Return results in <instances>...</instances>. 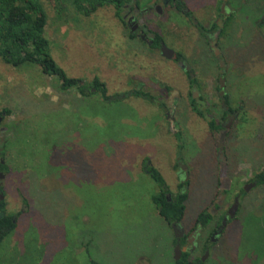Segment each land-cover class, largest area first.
I'll return each instance as SVG.
<instances>
[{"label": "rangeland", "instance_id": "374dc122", "mask_svg": "<svg viewBox=\"0 0 264 264\" xmlns=\"http://www.w3.org/2000/svg\"><path fill=\"white\" fill-rule=\"evenodd\" d=\"M42 1L55 62L71 77L98 75L113 98L81 96L75 87L62 91L57 78L37 64L11 66L0 60V111L11 109L2 117L8 131L0 132V154L8 162L5 212L19 214L0 242V264H175L174 232L156 211L152 196L159 187L147 166L159 171L172 193L184 178L179 163L187 168L181 221L187 228L208 207L216 215L228 210L235 188L216 210L211 203L220 189L215 141L205 122L187 112V97L178 98L174 116L161 107L167 98L157 97V103L131 93L115 97L135 88L137 80L151 92L159 82L185 91L183 73L130 39L111 4L84 15L71 2L59 13ZM231 2L238 20L225 78L231 105H245L247 115L235 123L225 148V187L234 177L239 181L233 186L244 193L235 217L200 257L202 264H264V183L242 185L264 170V30L258 28L264 0ZM193 40L185 41L187 51L202 44ZM173 42L170 47L185 53ZM206 59L202 74L214 71ZM219 104L217 97L210 103L217 120Z\"/></svg>", "mask_w": 264, "mask_h": 264}, {"label": "flooded vegetation", "instance_id": "af4514ba", "mask_svg": "<svg viewBox=\"0 0 264 264\" xmlns=\"http://www.w3.org/2000/svg\"><path fill=\"white\" fill-rule=\"evenodd\" d=\"M231 3V0H203V2L196 6L192 0H124L120 5L119 17H117L122 27L127 31V36L130 39L139 41L143 46L147 47L151 54L157 55L165 61H170L183 73L186 79L184 81V85L186 86L185 91H180L171 83L159 82V86H157L155 92L149 91L147 85L141 82V80H137L135 81V89L144 84L143 91L148 92L150 95L148 99L145 97L141 98L149 102H155L157 97L164 100L167 98L169 103L160 101V99H157V103L160 101L161 107L167 109L166 115L174 116V109L177 110V105L181 103V99L177 101L178 98L187 97L185 98L187 99L185 102L187 112L205 122L214 141L215 134H221V132L226 131L224 135V153L227 142L231 137L232 128L234 130L235 123L240 122L239 112L244 108L247 109L245 105L241 106L242 104L239 102L237 105L239 111L229 110L225 113V117L221 118L223 111L228 110L225 97L227 96L230 103L232 102V91H227L229 86L227 87L225 76L228 72V64H232V55L230 54L233 47L231 41L234 36L236 19L238 20L233 15L236 13L238 7L231 6ZM111 5L114 7L113 4ZM192 9L194 10L193 12ZM263 21L264 18H261V21H259L261 22V25L258 27L259 30L260 28L264 30L262 28V26L264 27ZM193 37H195L194 40L202 44L199 46L198 44H193L190 46L189 51H187L188 45L185 44V41L193 40ZM171 40L179 48H182L185 53H181L170 47L168 42ZM194 40L192 41L193 43ZM164 46L172 50V52H168V49L163 50ZM167 52L170 55L169 57L166 56ZM203 54L207 56L208 60H206L208 62H212L214 71L202 74V59L206 57ZM154 82L158 83L156 78H154ZM128 93H132V90ZM214 97H217L220 101L218 120L212 115L215 109H212L211 106L213 105H210ZM192 101L196 102L197 108L201 112L200 115L192 109ZM165 104L172 109L167 106L165 107ZM4 115V113L0 115V132L8 131V128L2 122ZM212 119L220 120L221 129L210 131L209 123ZM1 146H4V141ZM7 163L5 161V154H0V202L5 201L4 208L0 209V216L6 213L3 179L7 172L2 165H6V168H8ZM228 171L229 167L227 168V176ZM179 173L183 176L180 170ZM227 179L228 177H226L225 183L228 181ZM233 180L235 182L237 179H234V177L231 179L230 188L225 187L224 183V191L221 188L219 189L214 197L215 201L211 202L214 208L217 204L219 209L221 204L226 202L224 194L230 192L228 189H231V187L235 188L234 197H240L244 193L238 188L237 184L233 186ZM255 180L256 177H251L249 181L244 182L242 185L255 186L257 185ZM233 202L234 200L229 204L232 205ZM211 209V207H208V211L214 215L215 213ZM227 211V209L222 211L224 213L223 216ZM13 221L16 222L17 219L13 218ZM212 222L213 220L205 226L201 222H197L196 225H190L188 228L182 226L180 222L184 234L178 238L179 243L176 244L179 245L180 249L185 247V250L182 252H189L187 264H202L204 257L201 258L200 256L204 252L208 253L210 240H216L217 235H220L224 230V228L219 230L220 223L217 225V223ZM182 239L183 241H181ZM197 252H201V254Z\"/></svg>", "mask_w": 264, "mask_h": 264}, {"label": "trees", "instance_id": "16d2710c", "mask_svg": "<svg viewBox=\"0 0 264 264\" xmlns=\"http://www.w3.org/2000/svg\"><path fill=\"white\" fill-rule=\"evenodd\" d=\"M47 1L59 13L64 8L65 3L71 2L75 9L84 15L94 12L99 6L113 4L116 17H119L120 5L124 2V0ZM262 24L264 25V21ZM46 25L47 15L42 0H0V60L11 66H19L25 62L37 64L42 73L57 78V84L62 91H68L75 87L81 96L97 93L106 101L110 94H108L105 82L98 75H94L90 80H87L85 77H71L55 62L49 51V41L45 36ZM131 96L145 97L147 99L150 97L148 92L135 88L132 89ZM225 100L228 110L223 111L221 118H224L225 113L229 110L239 111L237 106L231 105L227 96ZM192 109L199 115L201 114L195 101H192ZM3 113L10 114L11 109L8 107L2 108L0 115ZM245 115L247 113L244 109L239 112L240 121L245 119ZM221 127L220 120L212 119L209 123L210 131L221 129ZM2 167L8 170L6 165H2ZM146 171L159 187L158 191L152 196V201L159 215L170 226L172 223H180L186 209L185 202L188 198V192L183 191V189L188 185V180L178 183V191L172 193L168 190L162 176L154 166H147ZM257 178L256 184L264 183L263 171L257 175ZM4 206L5 201H1L0 209H3ZM215 208L218 209L217 204ZM223 214L221 211L218 215H212L211 212L203 210L197 214L193 226L197 222H201L205 226L212 219L214 220L215 217H218L217 225H219ZM18 215L5 213L0 216V242L15 228L16 222L13 221V218L17 219ZM176 243H179V239L174 238L173 245ZM188 256V251L181 252L179 259L174 261L175 264H187Z\"/></svg>", "mask_w": 264, "mask_h": 264}, {"label": "water", "instance_id": "95a60500", "mask_svg": "<svg viewBox=\"0 0 264 264\" xmlns=\"http://www.w3.org/2000/svg\"><path fill=\"white\" fill-rule=\"evenodd\" d=\"M168 48H166L165 46L163 47V50H166ZM168 52H172V50L168 49ZM166 53V56H170L169 53ZM126 95H129V93L127 94H120L118 96H116L115 98H123L125 97ZM113 97L109 96L108 97V100H111ZM167 111V109L165 108V112ZM170 126H171V131H175V129H173L175 126H174V123L173 121L170 122ZM226 131H223L221 132V134H215V145H216V149H217V155H218V158H219V188H224V183L226 181V177H227V168H228V165H227V161H226V156H225V153H224V135H225ZM180 167H179V170L180 172H182V181H187L188 180V171H187V168L184 166V164L180 163L179 164ZM181 181V182H182ZM249 189V187H247ZM238 205H239V196L236 197L234 199V202L233 204L229 207L227 213L223 216L222 218V223L221 225H219V230H222L223 227L225 226L227 220L229 218H232L234 217L236 211H237V208H238ZM171 227L173 229V232H174V237L175 238H180L181 236H183L184 234V230L182 228V226L180 225V223H172L171 224ZM185 250V247L183 249H180L179 245H175L174 246V254H175V260L179 259L180 257V254L182 251Z\"/></svg>", "mask_w": 264, "mask_h": 264}, {"label": "crops", "instance_id": "0c3cea01", "mask_svg": "<svg viewBox=\"0 0 264 264\" xmlns=\"http://www.w3.org/2000/svg\"><path fill=\"white\" fill-rule=\"evenodd\" d=\"M227 91H229V89H227ZM230 92V91H229ZM228 96H229V94H227ZM141 98V97H140ZM232 99V98H231ZM141 100H142V98H141ZM176 113V112H175ZM174 113V114H175ZM182 177V176H181ZM156 211L158 212V210L156 209ZM158 215H159V213H158ZM160 216V215H159ZM164 220V219H163ZM164 222H166L165 220H164ZM172 246H174V245H172Z\"/></svg>", "mask_w": 264, "mask_h": 264}]
</instances>
